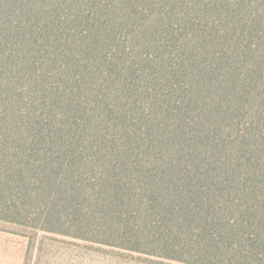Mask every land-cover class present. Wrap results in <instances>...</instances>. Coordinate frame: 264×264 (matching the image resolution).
Instances as JSON below:
<instances>
[{"label": "trees", "instance_id": "16d2710c", "mask_svg": "<svg viewBox=\"0 0 264 264\" xmlns=\"http://www.w3.org/2000/svg\"><path fill=\"white\" fill-rule=\"evenodd\" d=\"M198 1L0 0V223L264 264V10Z\"/></svg>", "mask_w": 264, "mask_h": 264}, {"label": "rangeland", "instance_id": "374dc122", "mask_svg": "<svg viewBox=\"0 0 264 264\" xmlns=\"http://www.w3.org/2000/svg\"><path fill=\"white\" fill-rule=\"evenodd\" d=\"M211 1L199 0L198 3L202 8H206ZM215 1L222 10L233 11L231 14L233 16H238L240 11L244 10L245 5H248L250 10V6L258 4L264 10V0ZM235 2H238L236 6L233 4ZM262 13L264 14V11ZM160 20L161 14L158 11H152L146 17L137 40L140 41L148 37ZM251 103L254 106L255 100L253 99ZM0 227H2L0 229V264H150L127 261L129 260L128 257L112 259L108 257L113 255L109 251L104 252V249L96 248L88 243L84 244L67 237L45 232L34 234L32 231H28L26 234L30 235L29 241L27 235L21 234L24 231L21 227L6 223H0Z\"/></svg>", "mask_w": 264, "mask_h": 264}]
</instances>
